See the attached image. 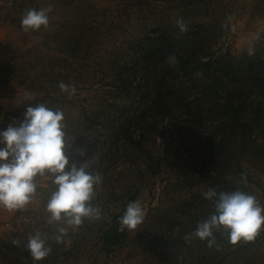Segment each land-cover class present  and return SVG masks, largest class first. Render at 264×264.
<instances>
[{
    "label": "rangeland",
    "instance_id": "obj_1",
    "mask_svg": "<svg viewBox=\"0 0 264 264\" xmlns=\"http://www.w3.org/2000/svg\"><path fill=\"white\" fill-rule=\"evenodd\" d=\"M48 6L47 28L22 30L26 10ZM197 57L215 60L209 76L195 68ZM186 62L192 69L180 70ZM211 80V90L202 86ZM185 81L176 102H195L198 119L181 106L163 121L169 107L161 110L159 96L169 103ZM60 82L75 92H62ZM35 103L63 111L69 154L102 177L91 201L101 218L84 219L60 243L50 238L51 252L37 264H264V226L237 245L223 232L212 247L184 239L214 211L202 195L209 187L242 190L264 206V0L0 1V131ZM238 106L249 117L242 129ZM36 179L30 204L0 214V264H36L28 235L52 237L63 226L47 223L54 186ZM133 201L145 210L143 223L122 245H107L106 231Z\"/></svg>",
    "mask_w": 264,
    "mask_h": 264
},
{
    "label": "clouds",
    "instance_id": "obj_2",
    "mask_svg": "<svg viewBox=\"0 0 264 264\" xmlns=\"http://www.w3.org/2000/svg\"><path fill=\"white\" fill-rule=\"evenodd\" d=\"M52 10L51 6L26 10L20 20L22 30L29 32L47 28ZM176 24L181 32L187 31L182 18ZM253 54L254 47L250 43L248 55ZM167 63L176 66L178 60L175 54L167 57ZM59 88L62 92H75L73 86L64 82L59 83ZM23 101H32V94H26ZM64 120L61 109L35 103L26 108L22 120L17 123L13 118V122L0 131V207L15 211L30 204L37 193V177L50 180L54 186L45 205L47 223L63 226H57L56 234L52 237L39 230L28 235L24 246L36 264L50 254V238L60 243L69 229L77 230L84 219L101 218V209L93 206L91 201L96 196L95 186L102 183V177L88 170L86 160L76 161L69 154ZM78 153L85 155L82 149ZM202 195L212 202L214 211L198 222L193 232L185 235L186 241L195 237L212 247L216 242L215 233L223 232L231 245H237L241 241H253L264 226V206L254 195L239 189L218 192L213 187ZM145 216L140 201L129 202L119 217L118 230H136ZM12 242L14 245L20 243L15 239Z\"/></svg>",
    "mask_w": 264,
    "mask_h": 264
},
{
    "label": "trees",
    "instance_id": "obj_3",
    "mask_svg": "<svg viewBox=\"0 0 264 264\" xmlns=\"http://www.w3.org/2000/svg\"><path fill=\"white\" fill-rule=\"evenodd\" d=\"M172 39L170 40V44H172ZM176 44V43H174ZM172 47H173V44H172ZM208 57V56H207ZM195 63V68H197L198 70H202L203 73L206 75V76H209V74H211V72L214 70V66L216 64L215 60L212 59V57L208 60V61H203V60H200L199 57H197L196 61H194ZM192 62H186L184 63L182 66L179 67L180 70H185V69H192V65H194ZM237 67H233L232 69H229V71L231 72V74H233L234 76H236L238 73L237 71ZM243 69V67H242ZM216 79V83L217 85L219 84V82H223L221 80H218V77L215 78ZM188 81H185V82H181L178 83V84H175V88H174V92H170L171 95H177L179 92V89L180 87H182L183 85L187 84ZM212 83V80L211 81H204V83H202V86L203 87H206L208 90H211L213 87V85L211 84ZM173 97L172 101H170L169 103H167L166 101H164L165 99L163 98L162 94L159 96L158 98V101L160 102V108L161 110L164 109V107H169V109H167V111L164 113L165 115L164 116H161L163 118V121L165 120V118L170 117V118H175V110L181 108V106L185 109V112L194 116V120L198 119V115L197 114H193L194 113V110H193V107H194V103L193 101H191L189 98L188 99H178V102H176V97ZM165 103V104H164ZM178 103H180L181 105H179ZM240 105V103L238 104ZM241 106H238V108H236L234 110V114H233V117H234V122L236 125H238V127L240 129L242 128H245L247 127V122L245 121L246 118H249V117H246L243 115L242 113V110H241ZM160 110V111H161ZM160 114V112H159ZM158 114V115H159ZM169 118V119H170ZM144 121H147V116L145 118ZM244 134V133H243ZM243 136H246V134H244ZM245 139V137H243V140ZM241 164H239L238 167L241 168ZM123 215V214H122ZM121 215V216H122ZM119 217L118 219L115 221V223H113V225L106 231L105 233V241H106V244L109 245V246H120L122 245V242L128 238V230L125 229L124 231H119Z\"/></svg>",
    "mask_w": 264,
    "mask_h": 264
},
{
    "label": "crops",
    "instance_id": "obj_4",
    "mask_svg": "<svg viewBox=\"0 0 264 264\" xmlns=\"http://www.w3.org/2000/svg\"><path fill=\"white\" fill-rule=\"evenodd\" d=\"M0 1H5V0H0ZM7 1H10V0H7ZM0 214H1V216L2 217H8V216H10L11 214H12V211H9V210H6V209H4V208H2V207H0Z\"/></svg>",
    "mask_w": 264,
    "mask_h": 264
}]
</instances>
